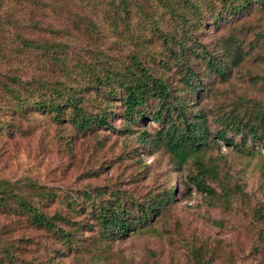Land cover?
<instances>
[{"label":"trees","instance_id":"obj_1","mask_svg":"<svg viewBox=\"0 0 264 264\" xmlns=\"http://www.w3.org/2000/svg\"><path fill=\"white\" fill-rule=\"evenodd\" d=\"M30 1L39 8L64 9L73 27L90 40L89 52L82 57L70 56L65 28L29 20L20 26V32L0 37V133L22 136L20 124L25 122L27 127L29 121L40 116L70 131L64 140L68 146L71 135L128 131V124L136 122L143 107L152 104L150 115L159 124L155 141L178 163L194 157L196 165L190 178L208 194L213 190L206 178L213 177L209 174L213 170L196 156L206 147L209 135L236 145L227 131L242 134V139L250 134L264 149L263 111L247 114L232 108L218 118L222 128L210 132L202 112L193 113L190 100H181L160 73L173 68L181 87L193 92L202 84L191 63L198 57L215 75L226 77L227 67L241 60L240 41L223 39L222 49L228 60L222 64L198 42V34L208 21L226 22L249 11L252 5L264 9V0ZM1 21L3 37L7 32ZM99 45L119 54H107ZM116 110L127 121L121 129L108 122L117 115ZM172 194L165 189L163 194H149L140 200L125 197L118 189L113 192L86 187L70 191L28 176L17 180L0 176V214L42 231L50 243V254L43 262L23 260L18 244L29 238L21 234L16 240L8 239L4 237L7 231L1 229L0 264H55L54 259L67 252L81 253L90 246L147 231L151 222L168 210ZM50 206L51 211L46 212ZM91 230L92 240L87 241L88 236L82 234ZM191 259L192 264H212L199 248L191 250Z\"/></svg>","mask_w":264,"mask_h":264},{"label":"rangeland","instance_id":"obj_2","mask_svg":"<svg viewBox=\"0 0 264 264\" xmlns=\"http://www.w3.org/2000/svg\"><path fill=\"white\" fill-rule=\"evenodd\" d=\"M247 10L226 22L208 21L198 34V42L222 64L228 60L222 49L223 39L240 41L241 60L227 67L226 77L215 75L198 57L191 63L202 84L193 92L181 87L173 68L160 72L181 100H190L193 113L202 112L210 132L222 128L218 118L232 108L239 113L264 112V9L252 5ZM67 15L64 9L39 8L30 0H0V18L7 32L0 37L20 32L27 20L46 23L65 28L70 56H86L90 40L73 27ZM99 46L107 54H119ZM151 111L152 104L145 105L136 122L128 124V131L71 135L68 146L64 140L70 131L40 116L29 121L27 127L25 122L20 124L22 136L0 133V176L10 180L28 176L70 191L86 187L113 192L118 189L125 197L140 200L149 194H163L165 189L173 192L168 210L151 222L147 231L90 246L81 253L67 252L54 259L55 264H192L191 250L195 248L207 254L212 264H264V149L259 142L250 134L242 139V134L227 131L236 144L230 145L209 135L206 147L196 156L213 170L209 173L213 177L206 178L213 190L208 194L190 178L195 158L178 163L155 141L159 124L152 119ZM116 113L108 122L121 129L127 121L121 119L119 110ZM1 229L7 231L4 237L8 239L16 240L21 234L29 238L18 244L23 260L43 262L49 256L48 235L42 231L3 214ZM82 236L92 240L93 230L84 231Z\"/></svg>","mask_w":264,"mask_h":264}]
</instances>
